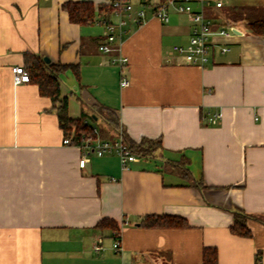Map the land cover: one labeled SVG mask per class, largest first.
Masks as SVG:
<instances>
[{"label": "crops", "instance_id": "0c3cea01", "mask_svg": "<svg viewBox=\"0 0 264 264\" xmlns=\"http://www.w3.org/2000/svg\"><path fill=\"white\" fill-rule=\"evenodd\" d=\"M66 1H91L93 21L72 22ZM221 1L203 10L213 29L234 27L224 40L229 50L212 45L199 66L172 50L193 26L173 9L162 22L147 8L140 24L128 22L117 50L103 52L100 20L114 18L108 0H0V264H201L204 247L217 249L219 264H264V34L244 20L264 13V0ZM118 54L127 63L113 62ZM35 55L78 66V80L71 69L59 74L70 117L99 131L101 104L128 138L160 139L161 147L127 169L114 152L91 151L80 166L83 149L63 143L50 98L33 82L13 84L12 67ZM121 74L129 85H120ZM216 111L221 117L208 123ZM167 160L183 163L189 176ZM234 211L249 216L250 237L231 232ZM159 214L188 225L140 224ZM106 218L118 226L119 250L115 230L96 226Z\"/></svg>", "mask_w": 264, "mask_h": 264}, {"label": "trees", "instance_id": "16d2710c", "mask_svg": "<svg viewBox=\"0 0 264 264\" xmlns=\"http://www.w3.org/2000/svg\"><path fill=\"white\" fill-rule=\"evenodd\" d=\"M62 7L67 10L69 19L72 22L77 23H91L94 18V5L91 1H66L62 4ZM100 10L104 9V6H99ZM109 9L111 10L110 6ZM241 10V8H240ZM258 11V10H257ZM256 11V12H257ZM229 11H226V15ZM237 15L242 14L239 10L235 11ZM235 16V14H233ZM229 16V14L227 15ZM232 16V13H231ZM106 18V16H105ZM229 16L226 21L233 22L234 19ZM245 24L251 32L255 34H264V16L249 14L245 18ZM26 66L23 68L29 74V81L38 86L39 93L47 96L52 102V109L55 110L59 126L63 131L64 137H71L73 145H81L85 141H92L96 138L93 132L92 125L84 121V117L72 118L67 111V98L60 97V84L59 74L67 69H71L75 74L76 79H79V68L77 65L51 63L46 62L43 57L35 55L32 57L27 56ZM95 116L99 113L104 121V127L100 128L98 133H110L116 134L120 132V125L115 112L101 104L95 105ZM123 140L128 144L130 150L141 157L153 156L155 151L161 147L160 139H147L143 138L139 142H135L128 138L123 131H121ZM168 167L176 169L177 173L186 178L189 176V170L178 162V160H167ZM200 181L196 185L200 184ZM249 216L242 211L233 212V223L230 226V230L233 234L250 237L251 230L248 227ZM140 224L144 227H185L188 225L187 221L180 216L159 214V215H145L141 218ZM96 226L106 227L112 230H118L116 222L110 219H101L97 222ZM201 264H219L218 252L215 247H204L202 251Z\"/></svg>", "mask_w": 264, "mask_h": 264}, {"label": "built area", "instance_id": "2783aa9c", "mask_svg": "<svg viewBox=\"0 0 264 264\" xmlns=\"http://www.w3.org/2000/svg\"><path fill=\"white\" fill-rule=\"evenodd\" d=\"M195 1L200 5L199 9L192 7V2ZM214 1L216 7H221L223 2L221 0H139V7H134L133 0H108V5L111 8V13L114 18L101 19L100 22L104 24L105 35L104 40L99 43L98 49L103 52H110L117 50L113 44L118 40H121L122 34L125 31L129 21L140 24L146 17L147 8L151 10V14L157 17L162 22L169 20V10L173 9L176 12L184 13L188 16L189 20L193 22L190 36L185 44L173 45L172 50L181 55L184 60L192 65L202 66L209 60V51L212 45L219 44L221 52L229 50V46L225 43V39H228L234 33L233 26H223L217 29H213L212 21L204 13L203 7L210 5ZM215 37L221 38L223 41H216ZM113 62H117L120 66L127 63L128 59L124 55H116ZM12 80L13 84L26 83L30 77L28 72L23 66L17 65L12 67ZM129 79L126 75H120L119 83L121 86L129 85ZM221 117L219 111L210 113L206 120L208 123L215 121ZM93 132L96 135L95 144L92 145V141L88 140L83 142L80 146L83 151L79 160V165L83 166L87 160L91 151L97 155H103L105 153H116L119 157L120 165L123 169L128 168L130 161H135L141 156L132 152L128 144L123 140L120 130L119 134L114 138H99L97 127H92ZM65 145H73L71 137L65 136L63 139ZM101 239L94 244V251L101 249ZM112 247L114 250L120 249V231L116 230L113 236Z\"/></svg>", "mask_w": 264, "mask_h": 264}, {"label": "rangeland", "instance_id": "374dc122", "mask_svg": "<svg viewBox=\"0 0 264 264\" xmlns=\"http://www.w3.org/2000/svg\"><path fill=\"white\" fill-rule=\"evenodd\" d=\"M262 11L260 10L259 12H258V15L257 16H260V17H263L264 16V13L262 12ZM263 14V15H262ZM103 124V122H102V120L99 118V120H98V122H97V125L98 126H101ZM119 129L120 130H122V128H121V126L119 127Z\"/></svg>", "mask_w": 264, "mask_h": 264}, {"label": "water", "instance_id": "95a60500", "mask_svg": "<svg viewBox=\"0 0 264 264\" xmlns=\"http://www.w3.org/2000/svg\"><path fill=\"white\" fill-rule=\"evenodd\" d=\"M43 59L46 61V62H48L49 61V59L45 56V57H43Z\"/></svg>", "mask_w": 264, "mask_h": 264}]
</instances>
